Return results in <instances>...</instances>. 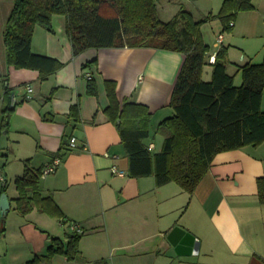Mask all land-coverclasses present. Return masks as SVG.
<instances>
[{"label":"crops","instance_id":"0c3cea01","mask_svg":"<svg viewBox=\"0 0 264 264\" xmlns=\"http://www.w3.org/2000/svg\"><path fill=\"white\" fill-rule=\"evenodd\" d=\"M13 2L0 0V123L12 99L15 103L8 132L0 131L4 135L0 169L6 184L13 183L4 194L8 213L15 216L5 221L8 213L0 214V264H28L42 258L52 239L66 250L71 223L83 231L78 257L69 260L56 254L38 264H264V204L257 188V180L264 179V141L214 155L192 194L174 182L156 186L151 175L128 176V159L118 131L105 114L109 104L105 82L114 83L120 103L147 107L150 120L144 143L158 153L163 136L157 126L173 115L171 96L184 56L127 47L89 49L73 56L65 18L56 15L53 33L37 26L32 36L33 53L62 64L42 78L39 71L7 64L3 32ZM252 4V13L264 22V0H252ZM207 16L216 15L209 12ZM241 16L232 28L244 37L256 17ZM230 41L222 37L220 48L226 49V62L231 65L236 64L230 59L231 49L238 46ZM218 50L208 52L204 80L211 78L210 64ZM243 51L240 61L248 57ZM88 78L94 80L96 96L87 94ZM27 88L32 91L28 93ZM263 99L262 94V109ZM151 133L159 134L160 141L150 138ZM71 138L77 140L76 147L69 146ZM54 158L61 163L41 179L40 190L52 196L65 224L36 210L25 216L14 210V181L23 174L25 163L41 170ZM1 187L2 183L0 195Z\"/></svg>","mask_w":264,"mask_h":264},{"label":"trees","instance_id":"16d2710c","mask_svg":"<svg viewBox=\"0 0 264 264\" xmlns=\"http://www.w3.org/2000/svg\"><path fill=\"white\" fill-rule=\"evenodd\" d=\"M158 1L14 0L3 32L6 61L17 69L39 71L42 78L59 70L61 63L31 51L34 29L38 26L53 33L52 17L56 15L65 18V34L73 56L89 49L125 47L182 54L184 60L171 96L173 115L163 119L156 130L163 136L158 153H152L144 143L150 120L147 107L133 102L120 103L111 81L105 82L109 102L105 114L118 131L128 159L129 177L151 175L156 186L174 182L192 194L214 155L264 141V109L261 107L264 62L240 66L242 83L235 86L233 76L226 71V49L220 48L210 64V80L202 78L209 52L202 39V24L217 19L223 32L230 31L239 12L254 9L252 0H223L216 16L199 20L180 8L169 21L159 18ZM88 79L87 94L96 96L94 80ZM12 110L6 108L3 112L0 123L3 134L8 132ZM40 173L41 170L25 163L23 174L14 181L17 193L14 210L21 216L36 210L65 224L64 214L52 196L41 193ZM6 186L4 181L2 193ZM257 188L259 201L264 204V179L257 180ZM66 238V250L57 239H52L48 254L28 264L48 261L56 254L76 259L81 235L70 232Z\"/></svg>","mask_w":264,"mask_h":264},{"label":"rangeland","instance_id":"374dc122","mask_svg":"<svg viewBox=\"0 0 264 264\" xmlns=\"http://www.w3.org/2000/svg\"><path fill=\"white\" fill-rule=\"evenodd\" d=\"M200 1L204 0H159L157 2L158 16L162 21H169L180 10V8H183L190 11L193 14L195 20H199L205 18L209 14V12L211 13V15H217L218 10L222 5V0H205L204 3H200ZM239 15H247L243 17H256V19L250 18L253 23H251L248 27V31L246 32V35L244 37L238 34L236 35L234 32V28H232L231 31L228 30L223 32L222 24L217 19H212L210 22L202 24L200 28L203 41L208 46L210 52H214L222 46L218 41L219 34H222L224 40L230 39V42H232V44L238 46L231 49L230 56V59L233 60L236 64L230 65L228 61L226 62V71L229 75L233 76V79L235 78V86H240L242 83V74L239 71V67L242 64L250 62V58L251 62L254 64H260L264 62V39L261 38L264 35V22L262 21L261 16L255 14L254 12L252 13V11L239 12L236 15V18H238ZM214 44L217 47H215ZM226 45L227 43L224 42L223 46L226 47ZM243 50H246V54H248V57H245L243 61H240V59L238 60V58L243 55ZM158 135L159 134L154 135L153 133H151L150 138L154 137V139L159 142L160 138ZM3 137L4 135L0 134V139H3ZM7 182V188L12 189L13 183L11 181ZM13 215V212L10 211L5 218V221H7V219L8 221H10L12 217H15Z\"/></svg>","mask_w":264,"mask_h":264},{"label":"built area","instance_id":"2783aa9c","mask_svg":"<svg viewBox=\"0 0 264 264\" xmlns=\"http://www.w3.org/2000/svg\"><path fill=\"white\" fill-rule=\"evenodd\" d=\"M221 39H222V37H221V35H219L218 36L219 43L221 42ZM213 62L214 61L212 60L211 63H213ZM31 91H32L31 88H27V92L28 93L31 92ZM76 144H77V140L75 138H71L69 140V146L70 147H72V148L76 147ZM148 149L151 150L152 146L148 147ZM60 163H61V160L59 158H54L49 164L44 166L41 169V173H40L41 179H44L47 176L53 174L56 171V169L59 167ZM113 172L118 174V175H122V173L118 172V170L116 168H113ZM4 181H5V177H4V175H3V173H2V171L0 169V182L3 183ZM68 227L70 228L71 232H73V233H76L78 235L83 233L81 227L78 224H76V223H71V224H69Z\"/></svg>","mask_w":264,"mask_h":264},{"label":"water","instance_id":"95a60500","mask_svg":"<svg viewBox=\"0 0 264 264\" xmlns=\"http://www.w3.org/2000/svg\"><path fill=\"white\" fill-rule=\"evenodd\" d=\"M13 96H14V93L11 92V97ZM14 106H15V103H14V100L12 99L11 108H14ZM9 209H10L9 201L7 199V196L3 193L0 195V214L1 216L3 217L4 215H6Z\"/></svg>","mask_w":264,"mask_h":264}]
</instances>
